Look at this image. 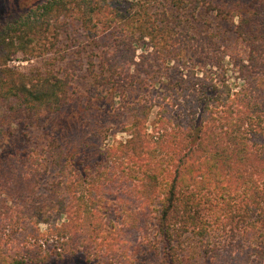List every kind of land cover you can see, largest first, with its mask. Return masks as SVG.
Instances as JSON below:
<instances>
[{
    "label": "trees",
    "instance_id": "obj_1",
    "mask_svg": "<svg viewBox=\"0 0 264 264\" xmlns=\"http://www.w3.org/2000/svg\"><path fill=\"white\" fill-rule=\"evenodd\" d=\"M203 2L133 0L130 6L141 7L139 18L127 16L120 25L124 15L115 1L46 0L0 23V124L22 120L57 131L54 116L78 99L86 125L96 104L124 100L127 85L145 87L155 75L143 77L141 66L150 72L159 58L172 59L167 52L179 60L198 57L185 72L160 75L149 128L147 100L121 107L128 117L120 131L131 137L107 143L99 160L76 165L80 143L68 141L66 151L58 150L54 135L53 141L36 142L58 166L45 185L36 149L3 146L0 264H46L53 256L78 253L88 263L137 264L144 248L160 256L158 264H250L252 258L264 264V0L230 4L243 40L241 52L225 53L236 70L234 84L223 56L217 64L206 59L212 36L197 40L191 29L180 31L182 10L194 12ZM72 24L95 44L83 52L89 65L85 98L75 97L80 91L73 90L69 74L9 65L19 56H35L51 28L58 38ZM146 37L152 42L142 43L154 49L136 55L134 44ZM100 125L92 123V130L103 139L108 127ZM217 242L224 249L211 247Z\"/></svg>",
    "mask_w": 264,
    "mask_h": 264
},
{
    "label": "rangeland",
    "instance_id": "obj_2",
    "mask_svg": "<svg viewBox=\"0 0 264 264\" xmlns=\"http://www.w3.org/2000/svg\"><path fill=\"white\" fill-rule=\"evenodd\" d=\"M46 0H0V23H11L18 19L21 15L27 14L31 9H34L38 5L42 4ZM117 4L119 13L123 14L122 21L119 23L122 25L127 16L133 17V19L139 18V10L141 7L139 5L130 6L129 2L132 3L133 0H129L127 3L125 0H112ZM244 1V0H243ZM251 1V0H246ZM238 5L237 0H205L202 5L197 7L194 12L189 9H183L181 13V19H183L180 31L185 32L186 29H191L190 32H196L195 39L208 41V37L212 36L211 46L208 47V56L206 59H212V63L217 64L221 56L224 60L221 62L225 67H228V76L230 77V83L234 84L238 82L236 80V70L232 68L230 59L226 54L236 55L237 52H241L242 48L238 45L243 44V40L236 33V24L238 23V17H231V12L234 8L230 7V4ZM139 7V8H138ZM229 9V12H227ZM142 13V12H140ZM200 31V33L198 32ZM53 29L51 28L47 32V38L44 41V46L41 49H37L34 52L35 56L28 60H23L20 56L9 62V65L27 70H34L38 73L55 72L58 77L71 75L73 79L71 80V86L73 90L80 91L75 93V97H86L83 92L84 87L87 86V81L89 79V72L86 55L89 53L88 50L94 47L92 35H88L81 26L78 24H72L70 26L69 32L58 38L53 37ZM102 34V31L99 35ZM138 45H135V54L146 52L148 49L152 51L154 48L152 45L147 46L143 44L144 41H151L150 37L145 39H139ZM84 48L85 50H83ZM235 48V51H234ZM94 49V48H93ZM79 51V52H78ZM88 51V52H87ZM82 52V53H81ZM87 52V54L84 53ZM224 54V55H223ZM92 56V54H91ZM166 56H172V59L167 62H162L159 58L155 64L151 67L150 72H146L149 67L146 65L141 66L138 72L143 73V77L155 75L152 79L147 80L145 87L141 85L125 86L124 92H126V98L122 100L116 97L113 102L111 100H104L96 104V108L92 115L91 122L83 125V119L80 116V105L77 103L78 99L73 100L71 103L67 104L61 113L59 112L55 117L60 128L57 131L54 129H44L37 128L34 126H26L22 120H13L11 123L0 124V151L3 146L10 145L13 150L20 152V148L16 147L18 144L23 143L29 144L30 149H36L37 154L40 155V161L42 165L41 169L38 171V175L42 177L40 180L41 185L47 184L48 179H53L58 170L56 166V160L53 155L51 157H46L44 147H38L37 144L42 145L41 141L52 140L53 135L56 137L54 145L56 149L60 148L64 151L67 149L65 145L68 141L74 143H80L79 154L75 157L74 161L76 165L82 166L86 162H95L100 159L99 149H103L107 143L113 141L124 140L131 137L129 132L120 131L123 127L124 121H127L123 107L126 103H135L139 99L147 100L152 111L150 121L147 123V128L152 125V119L158 110L159 97L158 90L162 89L159 86L160 75L163 78H172L178 75L180 72H185L187 67L190 68L197 63L198 57L196 59L191 55L187 54L184 58L176 59L173 54L166 53ZM139 61L138 58H136ZM153 61V60H152ZM200 61V60H199ZM160 64V65H159ZM203 67V66H202ZM199 71L203 68L196 67ZM213 69L214 71H219L217 66H206V69ZM36 72H34L36 74ZM131 73L136 71L131 68ZM129 80V79H128ZM164 80V79H163ZM158 81V82H156ZM128 87V88H127ZM122 103L120 104V101ZM125 101V103H124ZM122 105V106H121ZM1 108V107H0ZM117 109V110H116ZM119 112V113H116ZM92 123L103 127H108L107 136L102 139V133L96 134L92 130ZM100 125V126H101ZM102 134V135H100ZM62 143L60 145V140ZM47 159V160H46ZM46 160V161H44ZM111 219H114L110 215ZM44 228V225H42ZM218 241V240H217ZM222 243L211 244L212 248H217L218 250L224 249ZM252 263L255 264L256 259L252 258ZM160 256L156 255L154 252H150L147 248L140 250V254L137 256V264H158ZM264 263V261L262 262ZM46 264H95L88 263L85 261L81 254L76 255H64L62 258H57L53 256L50 261Z\"/></svg>",
    "mask_w": 264,
    "mask_h": 264
}]
</instances>
